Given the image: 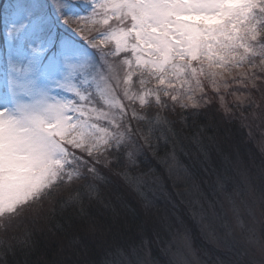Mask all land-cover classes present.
<instances>
[{"label": "snow or ice", "instance_id": "1", "mask_svg": "<svg viewBox=\"0 0 264 264\" xmlns=\"http://www.w3.org/2000/svg\"><path fill=\"white\" fill-rule=\"evenodd\" d=\"M0 13V264L31 248L26 223L56 217L61 254L92 242L102 264H143L109 239L116 220L89 208L116 217L112 186L142 191L139 157L161 141L175 153L173 115L183 128L202 109L220 113L258 130L264 149V0H0ZM188 138L206 158L204 129ZM228 203L229 234L264 264V179Z\"/></svg>", "mask_w": 264, "mask_h": 264}, {"label": "trees", "instance_id": "2", "mask_svg": "<svg viewBox=\"0 0 264 264\" xmlns=\"http://www.w3.org/2000/svg\"><path fill=\"white\" fill-rule=\"evenodd\" d=\"M172 119L176 122L179 136L175 153L179 159L183 160L190 174L198 180L196 183L201 191L203 190L208 193L210 189L207 186L215 183L216 178L222 175L221 169H223L225 160L230 159L234 161L233 159L236 155L238 157H247L251 154L257 162L262 164L256 157V147L249 135V130L242 128L238 123H226L221 119V114L204 112L202 109L199 116L189 115L187 125L183 128L179 116L173 115ZM198 127L204 129L205 146L208 149L206 158L201 156L197 147L188 138L191 130ZM213 136L216 138V144L209 143L208 138ZM168 149H172V145L170 143L166 145L161 141L159 155L147 153L139 157L136 171L141 180L145 181L153 178L162 184L164 183L162 179H168L166 175L168 165L165 166L164 163ZM247 150L250 154L247 153ZM195 158H198L201 163L197 164L193 162ZM168 180L165 182L167 183ZM154 185H157V183H154ZM166 185L168 184L164 183L163 186L166 187ZM166 192L170 193L167 189ZM105 195L106 198L114 202L119 215L114 217L112 207H104L101 204H95L90 207V214L98 221L107 224H112L115 219L120 227L113 226L114 230L110 234L109 239H114L116 243L126 249L130 246L137 247L139 257L144 250L142 241L149 239L153 243L157 238L155 234H158L159 228L162 227L159 221L162 217L163 209L159 207V210L151 208L146 204V198L141 194V191H132L122 184L113 185L111 192ZM156 199L161 200V197L159 196ZM174 204L175 202H168L166 209H164L166 211L163 214H166V217H171V213L174 214L179 210L178 212L184 215L183 220L188 225L194 226L195 224H191L192 220L188 218L185 206L180 205V207H175ZM62 222L60 217H56L51 223L40 222L35 225L29 224L27 229H31L33 232L31 236V248L18 245L14 252L4 257L6 264H57V261L65 260L68 261V264H77L78 261L84 260L90 261L92 264H102V261L106 258L105 249L92 242H89L86 255H82L79 251L73 253L67 249L61 254V244L64 242L65 231L59 229L56 225ZM156 229L157 231L154 233L153 231ZM193 230L195 231V235L196 233L198 234L196 228H193ZM67 235H71V230L67 231ZM196 238L197 242L201 244L202 242L199 241L200 239L197 235ZM153 253L157 254V258L155 259H157L159 264H164V260L166 262L160 250Z\"/></svg>", "mask_w": 264, "mask_h": 264}, {"label": "rangeland", "instance_id": "3", "mask_svg": "<svg viewBox=\"0 0 264 264\" xmlns=\"http://www.w3.org/2000/svg\"><path fill=\"white\" fill-rule=\"evenodd\" d=\"M251 138L256 147V157L262 164L257 162L248 150L247 153L250 155L247 157L236 155L234 161L225 160L221 169L223 176L217 177L215 183L207 186L210 189L208 193L199 189L196 183L198 180L190 174L183 160L179 159L176 153L173 155L172 149H168L164 163L165 166L168 165L166 175L169 180L162 179L168 185L164 187V183L160 184L153 178L145 180L146 182L142 180L141 194L145 196L146 204L156 210L161 208L163 212L159 221L162 227L159 228L158 234H155L157 237L155 241L153 243L149 239L142 241L144 250L142 249V254L138 257L139 261L143 264H159L155 259L157 254L153 252L160 250L166 259L164 264H250L253 256L239 231L229 234V228L234 221L228 194L237 188L245 189L249 180L259 187L261 180L264 179V149L258 130H253ZM193 162L201 163L198 158ZM166 189L170 193H167ZM159 196L161 200L156 199ZM168 202H175V207L185 206L188 218L192 220L191 224L195 225H188L179 210L171 213V217H166L167 215L163 213ZM28 225L26 223L24 229H27ZM193 228L197 229L196 235L201 244L197 242ZM156 231L157 229L153 232ZM17 234L23 235V231L18 229ZM2 238L3 231L0 230V239Z\"/></svg>", "mask_w": 264, "mask_h": 264}]
</instances>
